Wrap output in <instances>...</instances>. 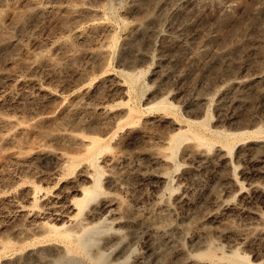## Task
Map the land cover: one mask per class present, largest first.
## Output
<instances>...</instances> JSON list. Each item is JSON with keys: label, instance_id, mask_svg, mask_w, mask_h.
I'll list each match as a JSON object with an SVG mask.
<instances>
[{"label": "rangeland", "instance_id": "374dc122", "mask_svg": "<svg viewBox=\"0 0 264 264\" xmlns=\"http://www.w3.org/2000/svg\"><path fill=\"white\" fill-rule=\"evenodd\" d=\"M10 8L24 15L0 31V264H55L36 227L76 218L106 221L109 264H264V0ZM187 129L206 142L171 158ZM92 138L103 194L78 215Z\"/></svg>", "mask_w": 264, "mask_h": 264}, {"label": "bare ground", "instance_id": "6f19581e", "mask_svg": "<svg viewBox=\"0 0 264 264\" xmlns=\"http://www.w3.org/2000/svg\"><path fill=\"white\" fill-rule=\"evenodd\" d=\"M23 15H24L23 12L18 13L13 8H10L5 11H0V31L3 25L5 24L4 23L5 20L8 17H12V18L14 17L15 19L17 18L18 20H21ZM129 80L131 81L132 84L135 83V78L132 75H129ZM130 112H134V110L130 109ZM201 126L204 125L201 124ZM189 138H192L201 144L206 142L205 138L202 137L198 131H192L190 129L180 130L176 135L172 136L170 139L169 146L171 149V154H170L171 158H173L176 153V149L178 148L177 145H179L182 140ZM225 140H229V139H225ZM104 149H107V146L101 145L98 138H92L91 146L86 149L84 160H87L88 167H92L95 172L89 174L90 175L89 178L92 179L93 182L92 186L89 188H83L82 189L83 197L81 199H76L74 202L77 207L76 209L78 210V215H81L89 204L97 200L103 194V188L101 182L102 175H101V171L98 168L96 155L98 152ZM33 199L37 200V195H34ZM111 201L113 200H110L109 203H112ZM73 207L75 209V206ZM105 223H106L105 220L100 221L98 223H84L83 220H81L80 218H76L72 220V224H70V226H66V225L57 226L54 224L42 223L40 225H37L36 231L43 232L46 235L45 239L55 243L54 247H56L59 250L58 251L59 257H57L58 259L54 262L55 264H80L78 262L79 259L81 260L83 259V261H87V262L89 261V263L91 264H109L108 263L109 255L99 250L100 243L102 239H104L102 236L106 232L105 229L107 226ZM37 243L39 244L40 241ZM8 246L9 245L4 246L3 249H6ZM0 247H2L1 244ZM95 248L98 249L97 252L93 251ZM214 254H215L214 250L209 249L206 252H203L199 255L202 258L208 259L214 257L215 256ZM42 256H43L42 250L35 249L34 251L30 252L25 259H29V258L42 259L41 258ZM227 257L228 260L234 263H247V257L242 256L236 252L232 253V255ZM224 258L226 259V255Z\"/></svg>", "mask_w": 264, "mask_h": 264}]
</instances>
